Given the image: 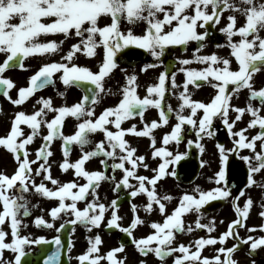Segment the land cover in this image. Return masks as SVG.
Returning a JSON list of instances; mask_svg holds the SVG:
<instances>
[{
    "label": "snow or ice",
    "instance_id": "1",
    "mask_svg": "<svg viewBox=\"0 0 264 264\" xmlns=\"http://www.w3.org/2000/svg\"><path fill=\"white\" fill-rule=\"evenodd\" d=\"M225 11L229 12L228 23L220 29L226 37V44H217L216 47L230 48L228 57H221L217 53L200 55L205 48L206 40L210 38L209 29L220 23ZM244 17V23L238 26V15ZM108 21L101 25V21ZM122 25H126L122 29ZM143 25V34L134 33V28ZM199 29H204L203 32ZM264 0H0V54L4 59L0 62V87L3 95L13 105H22L37 91L48 86H55L54 74L60 73L59 79L65 86L80 87L85 94L71 106L54 107L52 99L40 97L36 104L40 105L32 114L19 111L11 122L10 131L6 136L0 137V146L6 148L14 157L16 169L11 176L0 172V264H61L62 252L65 248L59 234L52 239L44 236L33 238L31 234L22 235V231L28 225L25 218L31 214L29 195L35 194L49 200H56L57 206L49 209L51 220L38 216L33 223L37 228L54 229L60 233L68 225L75 226L79 223L88 232L93 228H99L105 221L106 213L110 212L106 227L118 229L131 238V243L136 250L147 257L154 254L161 264H166L168 257H174L173 264H237L232 254L242 245H249V255L264 250V235L254 237L239 236V228L245 227L244 219L249 216L253 199L247 196L243 207L238 203L241 197H245L244 190L232 196V190L228 186V173L230 169L229 153L243 161L246 165V188L257 185L254 174L264 172V88H254V74L264 69ZM60 34L63 40L41 41V37ZM239 37L235 40L234 37ZM79 38L77 43L71 45L70 50L59 62L43 63L35 74L29 77L28 86L18 90V98L12 99L9 90L15 87L10 78H5L4 73L12 68L25 69V59L29 57H45L56 54L61 50V45L70 38ZM190 42H196L197 47L193 51L191 59H178L179 71L185 74L182 90L176 98L180 101L178 109H173L170 104H165L166 92L180 88L175 79V72L171 74L165 70L157 78V82L147 86V95L141 98L138 95L137 75H126V83L120 90L121 98L113 107L105 108L98 116L96 106L103 99V95H115L111 88H105V79L110 77L114 69L118 67V56L129 55L134 47L146 51L154 61H161L170 47L180 46L185 52ZM104 51L99 71L93 72L88 67L77 65L74 60L77 53L92 58L97 55V49ZM238 65L237 70L232 69L233 59ZM162 62V61H161ZM193 63L204 65L196 69L186 67ZM157 63H147L141 69L147 72L150 68L157 67ZM26 70V69H25ZM126 71V70H125ZM215 89L210 102H202L192 99L193 92L189 86L199 89L203 84ZM229 85L233 87L229 89ZM249 91L246 107L233 106L230 101L233 95L241 89ZM64 96L65 92H59ZM103 94V95H102ZM175 94V93H174ZM253 101L259 102V107L253 106ZM35 107V106H34ZM149 108L158 110L159 120H153L150 124L144 123L142 130H137L133 124L129 128H122V124L133 117L139 116L144 120V114ZM187 110V114L186 113ZM236 113L234 119H230L229 113ZM49 113H55L49 120ZM175 114L176 123L171 131L165 133L162 138V146L157 147V139L152 134L154 129L169 124L170 114ZM251 119L246 127L234 131L237 122L241 121L245 114ZM75 118L78 122L76 130L71 135H64L62 128L66 117ZM93 117H95L93 119ZM219 119L233 138V147L226 149L223 144H217L219 151V169L209 180L216 185L210 190H202L199 186L191 192L185 191L179 198L178 205L171 214L166 213L165 201H171L173 197L168 194L159 195L157 183L166 176H176V170L169 171V166L182 160L187 153H176L167 147L170 143L179 145L185 140V134L195 135V140L188 139L189 146L204 152L200 143L205 136L214 135V121ZM21 125H26L30 132L25 131ZM112 126L115 130L109 127ZM46 127L47 134L41 135V129ZM258 128L255 135L249 138L246 133L249 129ZM97 133H103V139L93 141ZM136 137H149L152 148V158H160L162 162L157 168H152L154 176L139 175L138 169H149L144 155H137V148L132 147L126 135ZM40 137L42 143L36 149L35 159H30L28 146ZM55 140L62 141L63 162L60 164L62 172L74 170V176L85 180L78 183L76 179L61 183L53 178L49 157L52 143ZM259 151L257 150V142ZM73 146H78L81 156L75 162H70L69 157ZM250 150L249 155H241V150ZM94 158H100L103 170L88 171L85 165ZM111 162V163H110ZM206 161H201L203 167ZM33 165L37 167L33 168ZM129 165V166H126ZM111 169V175L108 174ZM117 171L122 176L117 179ZM40 177V182H36ZM46 181H50L54 188H49ZM136 181V183H132ZM102 182L114 185L113 191L120 192L124 189L131 190L128 195L135 198L138 195H146L147 202L143 211L151 215L158 211L164 217L163 222H151L149 227L154 231L142 238H135L133 231L145 221L140 218L138 206L131 205L134 218L129 226L123 227L119 221V204L113 199L110 205L100 202L98 189ZM150 186V187H149ZM264 188V183L259 184ZM91 197V199H89ZM232 197V205L237 214V219L228 225V230L218 238L208 236L200 237L189 245L179 244L174 247L176 233H192L197 229H206L208 233L215 230L214 219L209 224L201 223L202 209L205 205L215 200H228ZM70 201V202H69ZM84 202L85 207L80 209L78 202ZM38 206V205H36ZM264 208V203L261 204ZM195 213L197 219L195 227H185L183 217L188 213ZM264 217V211L260 213ZM74 217L64 219L65 217ZM64 222L55 227L57 220ZM8 221L11 241L6 242L9 235L4 226ZM249 233L257 231L256 228H247ZM259 231L264 232V225ZM232 237L239 242L232 247H225L227 238ZM89 247L86 253L76 257L79 264H100L107 259L110 264H124L119 262L115 254L122 252L125 245L110 250L106 256L93 255L99 253V245L102 240L100 235L88 237ZM222 245L215 249L216 255L212 258L202 257L201 252L205 246ZM54 245V249H45L40 254V261H27L32 255L28 249L31 246ZM71 242L67 251L71 252ZM195 248L193 251L192 248ZM4 250L14 254L13 259L4 257ZM179 253L180 255H176ZM221 254L224 259H221ZM71 259V257H69ZM126 259V257H125ZM140 264H146L141 261ZM253 264H256L255 260Z\"/></svg>",
    "mask_w": 264,
    "mask_h": 264
},
{
    "label": "flooded vegetation",
    "instance_id": "2",
    "mask_svg": "<svg viewBox=\"0 0 264 264\" xmlns=\"http://www.w3.org/2000/svg\"><path fill=\"white\" fill-rule=\"evenodd\" d=\"M240 16V15H238ZM228 17V15H227ZM223 28V27H222ZM220 27H212L209 29V32L215 33V36H211L210 38L206 40V47L203 48L200 52V55H208L212 53H217L221 57H228L230 55V48L228 47H216L217 44H226V37L220 32ZM199 31L203 32L204 29H199ZM235 40H238L239 37H234ZM197 47L196 42H190L188 45V50L185 52L182 47H170L168 51L165 53L163 57H161V61H153L152 63H157V67H159V74L161 72H164L167 70L170 74L172 72H175V79L177 85H180V88H177L175 90L171 89V83L169 81L168 87L169 91L166 92L165 97V104H170L172 108L178 109V105L180 101L176 98L178 93L182 90V85L185 81V74L179 71V67L181 65L178 64V59H191L193 56V51ZM141 49H135L134 47L130 51L129 55L120 57L118 56V67L113 70V72L110 74V77L105 79V88H111L115 95H103V99L101 102L96 106V115L98 116L105 108L107 107H113L121 98L120 90L123 85L126 83V75H137V83L142 84L146 79H148V71L144 72L141 69L143 66L149 62V54ZM97 55L93 57V63L90 64L88 62V65L85 67H88L93 72L99 71V65L100 61L98 59L94 60V58H103L104 51L101 48V55H99L100 48L97 50ZM84 58H87L85 55L79 53L78 60H74V62L79 65H82V61ZM232 69L237 70L238 65L235 63L234 58ZM3 59H0V62H2ZM26 59L24 63H26ZM55 61L53 58H48L45 63L53 62ZM30 65L26 66L25 69H21L19 67L12 68L7 70L4 73L5 78H10L14 84L15 87L13 89L9 90V94L12 97V99L18 98V90L21 87L28 86L29 77L39 69L40 67V61H38L37 57L29 58ZM56 62V61H55ZM186 67L190 68H196L200 69L203 68L204 65L193 63L191 65H188ZM35 68V70H33ZM151 69V68H150ZM126 70V71H125ZM158 74V76H159ZM60 73L54 74L53 79L55 80V86H48L44 88L43 90L37 91L32 97H29L27 100L29 101L30 105V114H32L37 108L40 107V105L36 104V101L40 97L44 98H51L53 102L54 107H60L64 106L65 104L67 106H71L74 103L78 102L81 97L85 94L84 89L80 87H69L65 88L63 83L59 79ZM254 81V88L259 90L260 88H264V69L261 70V72L254 74L253 77ZM233 86L229 85V89H231ZM190 90H192L193 95L192 99L202 102H210L211 97L215 93V89L208 86L206 83L203 84L202 87L199 89H194L192 85L189 86ZM59 92H65L64 96H60ZM137 92H140V89H137ZM175 93V94H174ZM248 96L249 91L245 89H241L238 94L233 95L232 100L230 103L233 106L236 107H246L248 103ZM7 97L3 95V89L0 87V137H4L7 135V133L10 131L11 122L14 119V116L17 112H19V106L20 105H13L11 101L6 100ZM26 100V101H27ZM25 101V102H26ZM253 106L259 107L258 101H253ZM10 106L11 109L14 110V115L9 119V122L3 117L2 113L5 112L7 107ZM35 106V107H34ZM150 111H153V114H150ZM187 114V110L186 113ZM55 113H49L48 119L51 120L54 117ZM236 113L231 112L229 113L230 119H234ZM261 115H264V110L261 111ZM95 117H93L94 119ZM251 119L249 114H245L241 121L237 122L234 131H238L241 128L246 127L248 121ZM153 120H159L158 116V110L155 108H149L145 114H144V120L141 121L139 116L133 117L129 120H126L122 124V128H129L133 124L137 126V130H142L144 127V123H151ZM175 114H170V120L169 124L166 126L159 127L157 129H154L152 134L155 135L157 139V147L162 146V138L165 133H168L171 131L172 126L176 123ZM78 122L75 120V118L72 117H66L64 126L62 128V131L64 135H71L76 130V124ZM22 128L25 129L26 133L30 132V129L27 128L26 125H21ZM110 128H112L111 125H109ZM112 130H115L112 128ZM258 128L255 129H249V131L246 133V135L251 138V136L255 135L258 131ZM47 129L46 127L41 129V135H46ZM103 133H97L93 137V141L98 142L101 139H103ZM126 140L129 141L132 147L137 148V155H144L146 157V162L149 164V169H144L143 167H140L138 169L139 175H146L149 177H152L155 175L154 172L151 171L152 168H157L159 163L162 162L160 158L153 159L152 158V148L150 147V138L149 137H136L135 135L128 134L125 137ZM188 139L195 140L194 133L189 135L185 134V140L181 142L179 145H176L175 143H170L167 147L169 150L173 151L174 154L176 153H187V155L177 162L174 165L169 166V171L171 169L176 170V176H166L162 178L157 183V192L159 195L168 194L173 197L171 201H165L167 208L166 213L170 214L171 211L174 210V208L179 203V198L183 195L185 191L191 192L192 189H194L196 186H199L202 190H210L214 188L216 185L214 182L209 180V177H213L214 173L218 171L219 169V151L217 148V144H223L226 149H231L233 147L232 140L233 138L228 134L227 129L223 126L222 122L219 119H216L214 121V135L212 137H207L200 141V143L203 145L204 152L201 153L199 149L195 147V144L189 146L187 144ZM42 141L40 137H37L34 142L28 146L29 151L31 153L30 159H35V152L36 149L40 147ZM259 141L257 142V150L259 151ZM51 151L53 152V155L49 157V163L51 164V174L53 178L59 180L61 183L71 181L73 179H76L78 183H85L86 181L81 178H76L74 176V170H69L68 172H62L60 168V164L63 162V153H62V141L55 140L52 143ZM250 150H241V155H249ZM81 156V152L78 146H73L71 150V154L69 157L70 162H75L79 157ZM8 157V158H7ZM8 159V160H7ZM206 161L207 163L204 164V166H201V161ZM9 162L12 165V171L8 174L11 176L14 174V171L17 167L16 162L14 160L13 155L3 146H0V172L1 169L6 165V162ZM111 163V162H110ZM9 164V165H10ZM229 164L230 169L228 173V186L232 190V196H235L238 194L239 190H244L246 195L245 197H241L238 201L239 205L243 207V204L245 202V199L247 196H251L253 199V206L250 209L249 216L244 219L245 227L239 228V236L240 237H247L248 235H253L254 237H259L261 235H264V232L259 231L260 227L264 225V217L260 216V212L264 211V208L261 207V204L264 203V188H261L259 184L264 183V172L254 174V178L257 180L258 184L252 186L251 188H246V165L243 161H240L237 156H235L234 153H229ZM129 166V165H126ZM37 167V165H33V168ZM130 167V166H129ZM86 170L88 171H96V170H103V166L100 164V158H94L88 161L85 165ZM108 174L111 175V169H109ZM117 179H119L122 176V173L117 171L116 173ZM40 177H36V182H40ZM49 188H54L55 186L51 185L50 181L45 182ZM132 183H136V181H132ZM114 185L109 182H102L100 188L97 190L100 196V202L105 203L106 205H110L111 201L113 199H117V197H120L118 204V215H122L120 213L124 212L126 215L129 213V219H126L125 225H122L123 227H127L130 225L134 218V214L131 209V205L135 203L138 206V215L139 212H143V206L147 202L146 195H138L135 198H131L128 193L131 191L129 189H124L120 192L113 191ZM150 187V186H149ZM29 201H30V209L31 214L25 218L24 222L27 223L28 227L27 229H24L22 231V235H28L31 234L33 238H37L39 236H44L47 239H52L55 235H57V232L54 229H46V228H37L33 221L38 216H43L47 220H51V217L49 216V209L52 207L57 206L56 200H49L47 198H42L38 195L31 194L29 195ZM91 199V197H89ZM38 205V206H36ZM78 207L80 209H83L85 207V203L78 202ZM110 212L106 213L105 221L102 222L99 228H93L91 232H88L86 228L79 223L75 226V230L77 229L78 234L80 235V243L79 245L72 244L71 252L73 254L77 252L78 254H84L86 253L87 248L89 247L88 237L89 236H95L100 235L103 246L99 247L100 252H107L113 247H107L111 244L122 243L125 245L124 250L119 253L118 255H121L122 253L126 252V259L127 262L130 264L131 262H135V257L137 253H139L135 246L131 243V238L124 236L126 234L120 232L118 229H113V233H108L109 229L106 227L107 219L110 218ZM203 216L201 217V223L203 224H209L210 221L214 219L215 221V230L211 233H208L206 229H197L192 233H187L186 235H183L182 233H176V239L174 241L173 246L176 247L180 242H178V239H182V237L186 236L189 239L188 242L193 243L196 239L200 237L207 238L209 235L212 237L218 238L222 233L226 232L228 230V225L237 219V214L233 208L232 205V197H229L228 200H215L209 202V204L205 205L202 209ZM145 213V212H144ZM159 221L162 223L164 217L161 216L158 212ZM74 217H65L64 219H72ZM197 219V215L195 213H188L185 214L183 217L184 223L187 225H192L195 227V221ZM63 220H57L55 222V227H59L61 223H63ZM146 225V224H145ZM143 225V226H145ZM4 227L5 231L9 233V235L6 237V242L11 241V235H10V227L8 224V221H6ZM73 227V226H72ZM256 228L257 231L249 233L247 231V228ZM145 228V227H144ZM142 229V232L144 230ZM137 228L133 231L136 232ZM73 231H70V239L73 235ZM137 234V233H136ZM134 237L139 239L135 234ZM71 242V240H70ZM239 241L237 239H233L232 237L227 238L225 241V247H232L233 244L238 243ZM222 245L217 243L214 246H205V248L202 250L201 255L202 257H214L217 253L215 249L220 248ZM192 250L194 251L195 248L193 247ZM28 251H31L33 254L28 256L26 259L27 261L31 262L34 261V255L38 252V246L33 245L31 246ZM250 246L245 244L240 247L239 250L235 251L232 254V259L237 262V264H253V261L255 260L256 264H264V250H257L256 253L249 255ZM70 252V253H71ZM69 254V252H68ZM72 254V255H73ZM140 254V253H139ZM97 255V254H93ZM141 255V254H140ZM150 256L154 257V254H149ZM176 255H180L179 253H176ZM142 256V255H141ZM4 257L6 259H13L14 254H12L9 250H4ZM145 257V256H142ZM174 257H168L166 262H169L170 264H173ZM221 259H224V255L221 254ZM159 263H161L160 260H156ZM71 264V262H70ZM76 264H79L77 261ZM85 264H88V262H85ZM101 264V263H100ZM106 264V263H105Z\"/></svg>",
    "mask_w": 264,
    "mask_h": 264
},
{
    "label": "rangeland",
    "instance_id": "3",
    "mask_svg": "<svg viewBox=\"0 0 264 264\" xmlns=\"http://www.w3.org/2000/svg\"><path fill=\"white\" fill-rule=\"evenodd\" d=\"M227 15H229V12L228 11H225L223 13V15L221 16V19H220V23L219 24H216L215 27H225L226 24L228 23V20H227ZM239 15V14H237ZM108 21H104L102 20L101 21V25H103L104 23H106ZM244 23V17L243 16H238V26H241L243 25ZM126 27V25H122V29H124ZM143 31H144V26L141 25L139 27H135L134 28V33L137 34V35H140V34H143ZM262 35H264V33H262ZM41 41L43 42H46L48 40H56L57 42H59L60 40H63L64 37L60 34H57V35H49L47 37H44L42 36L41 38ZM78 39L79 38H76V37H73V38H70L68 40H66L64 42L63 45H61V50L59 52H57L56 54H52V55H48V56H45V57H37L38 58V61H40V66L45 63V61L48 59V58H53L56 62H59L60 59H61V56L65 55L71 48V45L74 44V43H77L78 42ZM141 51V50H140ZM101 48H100V52H99V55H101ZM79 55V53H77V56ZM4 55L3 54H0V59H4ZM29 58H32V57H29ZM29 58H27L26 60V63H25V67L26 66H29L30 65V62H29ZM93 57L92 58H84V60L82 61V65L83 66H87L88 65V62L90 64L93 63ZM98 59L101 63L102 62V59L103 58H94V60ZM76 60L79 61V59L77 58ZM154 59L149 55V62H153ZM159 67H155V68H151V69H148V79H146L144 81V83L142 84H139V89H140V92L138 93V95L143 98L145 95H147V86L151 85V84H154L157 82V78H158V74H159ZM35 70V68L33 69ZM11 94V93H10ZM9 94V95H10ZM8 102L10 101L8 98L6 99ZM19 111H24L26 114H30L31 110H30V105H29V101L27 100L26 102H24L22 105L19 106ZM154 112L153 111H150V114H153ZM3 117L9 122V119L14 115V110L10 108V106L7 107V109L5 110L4 113H2ZM8 158V157H7ZM8 160V159H7ZM7 161L6 162V165L1 169V172L5 173V174H9L11 171H12V165ZM70 202V201H69ZM79 206V205H78ZM172 210V208H171ZM170 210V214L172 213V211ZM120 213L122 215H119L122 219L119 221V223L121 225H125V221L126 219H129V213H127L126 215L124 214V212H121ZM138 214V213H137ZM139 216L141 219H143L145 221V223L143 225H138V229L136 230V232H133V235L135 234L138 238H142V237H145L149 234H151L154 230L151 229L149 227V224L153 221L157 222L159 221V217H158V211H154L151 215H148L146 213L143 212H139ZM46 219V218H45ZM188 225L185 224V227H187ZM145 227V228H144ZM144 228L143 232H142V229ZM137 233V234H136ZM183 235H186L187 233H182ZM188 237H182V239H178L177 241L180 242V244H184V245H189L191 242H188L189 239H187ZM81 239H80V235L78 234L77 232V229L75 230V232L73 233V235L71 236V245L72 244H75V245H79ZM179 245V244H178ZM103 246V243H101V245H99V247H102ZM113 247L112 249L114 248H117L120 246V243H117L114 245V244H111L110 246H107V247ZM110 249V250H112ZM109 250V251H110ZM100 252L99 253H96L97 255H101V256H106L107 253L109 252ZM121 253V252H119ZM119 253H116L115 254V258L116 260L119 262L120 260H123L124 261V264H129L127 262V259H125V256H126V252L122 253L121 255H118ZM73 252L69 253V257H71V259L69 260L71 262V264H76L77 263V259L76 257H78L79 255L81 254H78L77 252H75L73 255ZM107 260V259H106ZM135 262H131L130 264H140V262L143 260V261H146V264H161L159 263L158 261H156V259L150 255H148L147 257H142L139 253H137L136 257H135ZM101 262H103V260H101ZM110 264V262L108 263ZM166 264H170L169 262H166Z\"/></svg>",
    "mask_w": 264,
    "mask_h": 264
},
{
    "label": "water",
    "instance_id": "4",
    "mask_svg": "<svg viewBox=\"0 0 264 264\" xmlns=\"http://www.w3.org/2000/svg\"><path fill=\"white\" fill-rule=\"evenodd\" d=\"M211 36H215V34L213 33V32H211V34H210ZM68 232H69V228H65V229H63L61 232H60V234H61V236H62V242L64 243V245H65V248H64V250H63V252H62V256H61V264H65V256H64V254H65V250H66V247H67V234H68ZM54 245H49V249H54ZM45 249H42V250H40V254L44 251ZM48 250V249H47ZM48 251H51V250H48ZM40 254H39V256L36 258V260L35 261H40Z\"/></svg>",
    "mask_w": 264,
    "mask_h": 264
}]
</instances>
